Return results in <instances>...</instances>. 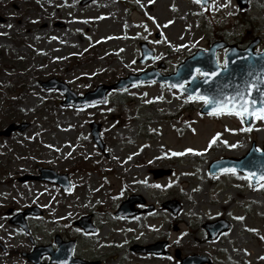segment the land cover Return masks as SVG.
<instances>
[{
    "label": "rangeland",
    "instance_id": "obj_1",
    "mask_svg": "<svg viewBox=\"0 0 264 264\" xmlns=\"http://www.w3.org/2000/svg\"><path fill=\"white\" fill-rule=\"evenodd\" d=\"M252 1L247 14L254 21L246 27L236 0H214L207 9L194 0H0V127L29 123L0 136V243L8 248L0 246V264H34L14 252L58 249L57 235L65 242L74 237L75 256L102 261L92 264H180L177 252L208 255L212 264H264V187L253 188L237 171L210 175L213 160L263 146L264 121H255L250 132L230 131L244 128L235 115H202L200 102L157 82L131 86L126 95L113 92L108 102L88 107L62 106L61 92L41 85L56 77L82 95L161 62L172 73L218 36L230 41L251 29L264 39V0ZM142 41L156 49L155 60L139 62ZM93 120L102 124L105 150L91 134ZM40 166L69 173L73 188L19 181ZM157 168L172 172L155 178ZM132 193L145 200L137 219L129 216L141 239L129 229L107 226L106 232L95 216L102 210L113 222L129 219L115 210ZM170 200L181 204L178 214L166 208ZM28 206L42 212L28 217L25 231L7 210ZM86 214L93 232L77 223ZM218 218L233 226L211 240L203 225ZM151 222L161 225L152 230ZM161 240L168 241L169 255L136 248ZM87 245L93 250L84 253Z\"/></svg>",
    "mask_w": 264,
    "mask_h": 264
},
{
    "label": "water",
    "instance_id": "obj_2",
    "mask_svg": "<svg viewBox=\"0 0 264 264\" xmlns=\"http://www.w3.org/2000/svg\"><path fill=\"white\" fill-rule=\"evenodd\" d=\"M239 5L244 8L248 5V0H238ZM260 39L256 38L252 41V43L246 48H239L237 45L232 44L230 49L227 51L228 60V68L225 69L221 65L218 64L217 61V52L219 49L227 47L228 44L224 43L223 41L216 42L213 44L207 51L204 49H200L197 51L196 54L186 59V61L180 64L178 67V71L175 74L171 75H162L158 69L153 68V70L142 72V74H131L128 77L120 78L119 82L114 84H101L93 91H87L85 96H80L79 94L75 93L71 87L66 84L65 82H61L56 77L49 79L47 81H43L42 84L47 89L57 88L66 95L65 101L62 104L65 105H73V106H88L90 104H98L99 102H106L108 98V92L110 90H125L129 86L133 84H142V83H154L158 81L162 84L168 83L172 86L178 85L181 83H185L184 88H179L182 90L187 96L192 97L199 95H218L220 92H224L225 94L233 92L236 87L242 82L244 79V75L242 73H246L248 71V65L251 64H264V60L261 57H264V51L261 53H256L254 51L255 47L260 43ZM141 47L143 48V56L141 60L144 61L148 58H154V50L151 49L147 43H142ZM225 59V60H226ZM219 67V72L216 77H213L211 80H206L203 76L201 77H193V73L197 68H200L202 72L205 71H214ZM257 71L259 68L256 69ZM203 113H210L211 106L205 105L201 109ZM246 126H249L245 123ZM29 123H21V125H17L15 123L10 124V126L1 132L0 134H4L6 136L11 135L12 130L19 129L24 130ZM90 126L92 127V134L93 138H95L97 144L100 148L104 149L105 143L100 136L101 130V123L98 124L96 122H91ZM216 168L212 171V175H217L218 173L222 172L221 168H235L245 174L249 172H254L257 174V177L261 174H264V148L258 149L254 145V147L246 154L245 157L242 158H224V160L216 161L215 162ZM155 177L158 178L159 176H163L165 174H169V171L163 169H157L153 171ZM28 178V177H24ZM43 178V176L41 177ZM43 179H48L50 181H54L57 183L62 184L67 189L70 188L69 184V176L68 175H61L59 173H55L52 170L49 173H46V177ZM263 181H260V183ZM253 187L256 186V180L252 181ZM135 204V201L132 202V206ZM166 207L171 209L173 213H178L181 206L178 201L170 200L166 203ZM28 212V211H26ZM25 213L20 214L22 217L26 215ZM129 212H121L118 211L117 215H126ZM90 217H84L80 224L86 228V230H92L93 227L87 220ZM86 220V221H84ZM17 222L21 223L25 226L24 220H17ZM205 227L208 229L210 233L211 239H216L219 236L220 232L227 231L231 227L229 221L226 220H218L216 223H206ZM59 243V242H58ZM61 244V243H60ZM74 241H71L67 244V249L65 248V253L61 250L57 252H49L45 251L48 254H51L52 259L49 264L57 263V264H84V261L78 258H74L72 256V247ZM161 248H163L164 243L161 242ZM154 247V246H153ZM149 247L145 249L148 252H156L161 253L164 252L162 250L156 249L155 247ZM44 253L38 254L37 257H41ZM30 259H35V253L27 254ZM179 257V254L177 255ZM206 262H210V260L204 256L195 254L193 256H187L182 260V264H206ZM38 263V262H37ZM39 264V263H38Z\"/></svg>",
    "mask_w": 264,
    "mask_h": 264
},
{
    "label": "snow or ice",
    "instance_id": "obj_3",
    "mask_svg": "<svg viewBox=\"0 0 264 264\" xmlns=\"http://www.w3.org/2000/svg\"><path fill=\"white\" fill-rule=\"evenodd\" d=\"M152 2V0H149ZM194 3L200 4L203 8L207 9L211 6V3H214V0H194ZM230 3V0H229ZM226 5H220V7H225ZM207 51V50H205ZM264 60V57H261ZM228 60L224 61V68H228ZM248 71L246 73H242L244 75V79L242 82L236 87V89L231 92L225 94L224 92H220L218 95H199L189 97L190 99L200 100L205 105L211 106L210 115H235L237 118L241 120L242 124L247 123L249 126L243 129H230V131H252V126L255 121L260 120L264 121V64H251L248 65ZM259 68L257 71L256 69ZM219 72V67H217L214 71H205L202 72L200 68H197L193 73V77L195 78L197 75L203 76L206 80H211L213 77H216ZM184 83L174 85L175 87L184 88ZM220 136L217 133L212 137V140L209 144L211 147L212 144L216 143L217 138ZM226 145L229 147H236L234 144H228L227 141H224ZM205 149L204 151H206ZM194 149L188 148L185 149L186 153H193ZM184 153H173V155H183ZM221 171L229 172L235 174V168H221ZM250 182V186L252 181L256 180L257 187H264V183H260V181H264V174H261L257 177V174L254 172H249L245 177ZM156 187H161L160 185H155ZM239 219H243L239 217Z\"/></svg>",
    "mask_w": 264,
    "mask_h": 264
},
{
    "label": "bare ground",
    "instance_id": "obj_4",
    "mask_svg": "<svg viewBox=\"0 0 264 264\" xmlns=\"http://www.w3.org/2000/svg\"><path fill=\"white\" fill-rule=\"evenodd\" d=\"M104 212L102 210H98L95 214L96 216V221L98 224L100 225H103L105 226V231L107 232V226H112V227H116L117 229H120V228H124V229H129L130 231L134 232V235L133 237L135 239H138V238H143V236H140L139 234V225H137V222L135 221L137 218L135 217V220L132 221L130 218L129 219H126L125 221H115L113 222L108 216H105V215H100V214H103ZM150 227L152 228V230H155V229H158L160 227L159 224H156V222H151L150 224ZM104 235V233H103ZM41 237V236H38V238ZM44 240V237L42 236L41 239H39V241L43 242ZM91 245V244H90ZM90 245H87L85 248H83L84 250V253H87L89 251V248L91 250H93V246H90Z\"/></svg>",
    "mask_w": 264,
    "mask_h": 264
},
{
    "label": "trees",
    "instance_id": "obj_5",
    "mask_svg": "<svg viewBox=\"0 0 264 264\" xmlns=\"http://www.w3.org/2000/svg\"><path fill=\"white\" fill-rule=\"evenodd\" d=\"M244 16H245V14H244ZM243 20L246 21V23H251V22H253V21L250 19L249 16H245V17L243 18ZM246 37L249 38L248 35H247ZM10 88H12V87L10 86ZM7 96H8V95H5V96H3V98H5V100H8L9 98H7ZM119 100H120V103H121V104H120V109H123V108H124V103H122V102H123L124 99L121 97ZM4 124H5V123H2L3 126H4ZM0 126H1V125H0Z\"/></svg>",
    "mask_w": 264,
    "mask_h": 264
}]
</instances>
